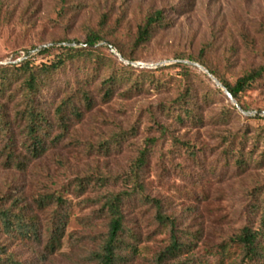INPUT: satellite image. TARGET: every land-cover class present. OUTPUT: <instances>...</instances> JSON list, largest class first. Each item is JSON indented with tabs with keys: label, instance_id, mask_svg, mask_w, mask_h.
<instances>
[{
	"label": "rangeland",
	"instance_id": "obj_1",
	"mask_svg": "<svg viewBox=\"0 0 264 264\" xmlns=\"http://www.w3.org/2000/svg\"><path fill=\"white\" fill-rule=\"evenodd\" d=\"M60 9V0H0V64L19 62L29 51L48 43L54 44L49 47L52 49L60 43L83 42L85 27L97 30L106 17L100 29L105 38L96 46H103V53H111L117 62L130 64L103 43L114 42L134 59L122 56L125 60L147 65L133 66L153 70L156 79L172 83L171 89L148 88V92L130 98L114 96L110 102H103L98 84L93 85V106L82 108L80 119L72 118L67 134L57 145L23 169L0 160V197L21 198L23 204L33 206L32 198L37 194L56 190L70 205L61 242L53 250L46 247V236L37 242H24L0 233V243L21 264H93L91 254L106 230V192L116 193L127 185L123 178L131 160L149 148V139L158 138L141 177L145 193L161 200L164 212L176 218V229L190 244L186 255L212 263L215 248L247 222L242 210L264 197V158L260 167L248 165L245 171L237 172L234 166L229 167L232 159L227 163L222 149L229 134L238 135L247 127V139L242 144L247 157L255 140L250 137L256 127L264 126V120L247 119L251 115L237 109L224 122L221 111L234 104L192 64L187 65L201 101L207 90L221 91L213 92L208 104L201 105L203 124L177 125L165 118L159 107L173 95L180 77L178 69L171 67L178 63L173 61L176 54L201 57L229 82L264 63V0H66L59 19ZM158 9L163 12L165 26L157 28L146 44L135 47L137 27ZM38 52L31 54L37 63L53 58L57 50L44 55H36ZM240 103L244 111H264V83L245 91ZM154 120L168 126L175 137L198 145L203 152L201 166L194 165L187 154L171 152L170 140L161 136ZM119 130L130 131L120 147L109 154L99 152L96 143ZM258 147L252 157L260 155L264 142ZM210 167L221 173L207 174ZM81 177L90 179L89 186H76V179ZM127 203L123 212L135 237L129 239L127 234L126 239L136 247L128 264H154L169 244L170 230L159 223L153 206L132 200ZM258 217L259 213L255 221ZM198 228L202 232L195 237Z\"/></svg>",
	"mask_w": 264,
	"mask_h": 264
},
{
	"label": "trees",
	"instance_id": "obj_2",
	"mask_svg": "<svg viewBox=\"0 0 264 264\" xmlns=\"http://www.w3.org/2000/svg\"><path fill=\"white\" fill-rule=\"evenodd\" d=\"M60 1L61 9L57 13L59 19L62 18V11L66 6V0ZM105 22L106 17H102L99 22L101 26L97 30L85 27L83 46L61 44L52 48L57 53L51 59L37 63L33 55H27L19 62L0 64V160L3 163L23 169L30 161L43 156L57 145L67 134L72 118L80 119L81 109H90L93 106L94 97L90 93L93 85L98 84L97 90L103 102H110L114 96L130 98L141 92H148V88L156 91L169 87L171 89L172 83L166 79H156L153 70L117 62L111 53L110 56L103 53V46H96L99 40L105 38L100 30ZM165 22L160 9L149 13L136 29L134 46L146 44L157 28L165 26ZM111 44L121 56L134 60L117 44ZM52 49L43 48L36 55H44ZM173 58H188L201 63L219 79L242 109L244 106L240 103L241 95L264 83V63L229 82L199 56L176 54ZM171 67L178 69L177 75L180 77L176 80L173 95L160 104V113L177 125L198 127L204 122L201 105L208 104L209 96L213 92L221 91L217 88L207 90L201 96V101L192 81L190 66L178 62ZM235 112L237 107L229 103L220 116L225 122ZM246 118L264 120V115H251ZM153 122L161 136L170 140L171 152L187 154L194 165L201 166L203 152L198 145L175 137L168 126L160 125L155 120ZM245 129L238 135L229 134L225 141L226 146L222 149L227 163L232 159L229 167L234 166L237 172L245 171L248 165L260 167L264 158V149H261L260 155L252 157L253 152L259 150V143L264 142V126L256 127V133L250 137L255 140L247 157L242 146L247 139ZM55 131L56 134L53 133ZM129 133L128 130L113 133L96 143L97 150L109 154L111 150L120 147ZM131 134L134 136L135 132L132 131ZM149 140V148L130 162L128 172L123 178L127 185L119 192L107 191L105 194L106 230L91 254L93 264H128V260L135 254L134 243L126 239L127 234H130L129 239L134 238L135 234L127 225L123 212L130 200L153 206L159 223L170 230L169 244L158 254L154 264H225L227 260H230L228 264H264V197L263 201H254L247 210H242L247 222L215 248L212 263L207 259H195L186 255L190 244L183 238V232L176 229V218L164 212L161 200L145 193L141 181L147 158L153 153L151 151L156 150L158 143V138ZM205 172L213 176L221 173H216L217 169L211 167ZM89 182L90 179L81 177L76 179V186L85 188L89 186ZM32 200L33 206L23 204L21 198L11 199L7 195L0 197V233L24 242H37L41 236H46V247L53 250L59 246L64 233L69 201L56 190L39 193ZM257 213L259 217L255 221ZM201 232L202 229L198 228L193 235L198 237ZM0 264L21 263L0 243Z\"/></svg>",
	"mask_w": 264,
	"mask_h": 264
},
{
	"label": "water",
	"instance_id": "obj_3",
	"mask_svg": "<svg viewBox=\"0 0 264 264\" xmlns=\"http://www.w3.org/2000/svg\"><path fill=\"white\" fill-rule=\"evenodd\" d=\"M103 43L113 52L115 53L121 60L125 61V62H128L130 63L131 65H134V66H147V65H144V64H141V63H137V62H134V61H127L125 60L116 50V48L108 41H103ZM60 44H63V45H66V46H83L84 43L83 42H73V43H60ZM54 44L52 43H48V44H45V45H42L40 47H37L36 49H34L33 51H29L27 55H31L32 53H35V52H38L40 49H43V48H48L50 46H52ZM24 56V57H26ZM24 57H22L21 59H23ZM20 59V60H21ZM174 62H180V63H186V64H192V65H195L197 66L198 68H200L201 70H203L207 76L209 78H211L215 84L220 87L224 93L227 95V97L230 99V101L237 107V109H239L242 113L244 114H247V115H252V116H255V115H261L263 116L264 115V111H244L240 105L237 103V101L235 100V98L231 95V93L227 90V88H225L221 82L212 74L210 73L204 66L200 65L199 63H196V62H192V61H189V60H181V59H176V60H173ZM152 66V65H150Z\"/></svg>",
	"mask_w": 264,
	"mask_h": 264
}]
</instances>
